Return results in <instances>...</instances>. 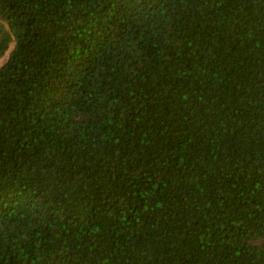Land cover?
<instances>
[{"label":"trees","instance_id":"obj_1","mask_svg":"<svg viewBox=\"0 0 264 264\" xmlns=\"http://www.w3.org/2000/svg\"><path fill=\"white\" fill-rule=\"evenodd\" d=\"M0 264H264V0H0Z\"/></svg>","mask_w":264,"mask_h":264},{"label":"rangeland","instance_id":"obj_2","mask_svg":"<svg viewBox=\"0 0 264 264\" xmlns=\"http://www.w3.org/2000/svg\"><path fill=\"white\" fill-rule=\"evenodd\" d=\"M14 46V42H12L9 46V48L7 49L6 53L0 57V66L5 62V60L7 59V57L9 56V52L11 51V49Z\"/></svg>","mask_w":264,"mask_h":264}]
</instances>
